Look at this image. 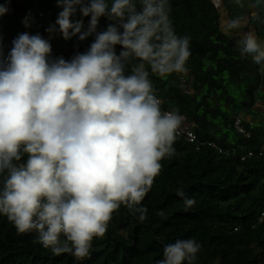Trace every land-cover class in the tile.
<instances>
[{"label":"clouds","instance_id":"9594fccd","mask_svg":"<svg viewBox=\"0 0 264 264\" xmlns=\"http://www.w3.org/2000/svg\"><path fill=\"white\" fill-rule=\"evenodd\" d=\"M56 2L62 10L46 34H19L7 55L0 38V215L18 235L35 233L33 244L82 261L121 207L141 223L147 219L143 201L162 161L174 154L183 121L178 110L162 109L150 72L186 73L190 37L176 34L169 0ZM77 10L90 17L87 26L73 22ZM6 12L0 5V16ZM101 18L111 22L104 31ZM245 19H230L228 29ZM54 37L65 52L73 37L94 39L66 60L53 57ZM236 47L264 75V40L248 32ZM176 194L185 210L196 203ZM200 249L194 238L166 243L158 264H196Z\"/></svg>","mask_w":264,"mask_h":264},{"label":"trees","instance_id":"16d2710c","mask_svg":"<svg viewBox=\"0 0 264 264\" xmlns=\"http://www.w3.org/2000/svg\"><path fill=\"white\" fill-rule=\"evenodd\" d=\"M169 3L172 26L177 35L190 37L191 55L188 71L182 73L184 79L182 74L160 77L150 72L162 109L185 115L195 124L199 142L210 141L254 155L241 160L204 144L198 148L199 143L177 136L174 154L162 161V172L143 201L148 208L143 223L121 207L114 213L106 235L93 241L90 255L81 261L68 254L53 255L33 244L35 233L18 235L14 225L0 215V264H158L164 244L188 238L201 245L196 264H264V219L260 221L264 155H258L264 152V112L255 108L258 102L264 103L261 66L239 55L236 42L240 37L223 29L219 5L214 0ZM0 5L7 8L0 16L5 55L19 34H46L62 10L56 0H0ZM254 10L259 19L252 16L248 27L253 26L264 39V5ZM39 12L50 18L39 17ZM72 19H83L87 26L90 17H83L77 10ZM109 23L101 18L98 31L106 30ZM93 39L73 37L68 42L81 44L78 51L84 52ZM61 46L57 43L52 49ZM76 52L66 51V60ZM240 115L249 116L253 122L243 121L248 138L234 127ZM178 190L196 203L185 210ZM160 210L167 213L166 218L155 214Z\"/></svg>","mask_w":264,"mask_h":264},{"label":"built area","instance_id":"2783aa9c","mask_svg":"<svg viewBox=\"0 0 264 264\" xmlns=\"http://www.w3.org/2000/svg\"><path fill=\"white\" fill-rule=\"evenodd\" d=\"M39 17L41 18H46L49 19L50 16L49 14H45L44 12H39ZM28 33V32H27ZM30 34V33H29ZM31 35V34H30ZM45 39H49V34L47 36H44ZM65 40V39H63ZM61 40H57L55 37L50 40L51 44L59 43ZM52 55L53 57H60L63 56L66 59V52L64 50H53L52 49ZM183 117L182 125L179 130V137L185 138L187 141L190 143H199L198 148L200 147L199 145H207L208 147H211L215 150H217L220 154H225V155H233L237 157H241V160H245L247 157H252L254 155L253 152H248V153H238L237 149H224L222 147H219L216 143L214 142H199L197 140L196 134H195V124L191 123L187 117L183 114H180ZM243 121L249 122V124H252V121L249 118H245L242 116L237 117L235 120L234 127L235 129L244 135L245 137H249V133L247 132L245 126L243 125ZM259 156H263L264 152H260L258 154ZM264 219V207L263 210L260 213V221Z\"/></svg>","mask_w":264,"mask_h":264},{"label":"rangeland","instance_id":"374dc122","mask_svg":"<svg viewBox=\"0 0 264 264\" xmlns=\"http://www.w3.org/2000/svg\"><path fill=\"white\" fill-rule=\"evenodd\" d=\"M214 1L219 5L218 8H219L220 15H221V25L226 32L230 33L232 36H238L240 38H242V36L245 33L251 32V33L255 34L259 39L264 40L261 36H259L257 34V32L253 26L248 27V21L252 17V13L256 12L254 10V8L249 7V5L251 4L250 0H240V4H237L236 0H225L226 6L224 5V2L222 0H214ZM240 5H243V6L241 7ZM240 15L246 17V19L242 22L241 27L239 29H236V30H229L228 29V21L230 19L235 18L236 16H240ZM67 46H68L69 50L75 51L74 50L75 48L73 45L67 44ZM76 51H78V50H76ZM185 76L186 75L183 74L182 78ZM187 89L190 90L189 86L187 87ZM255 108L264 112V103L258 102L255 105ZM248 118L251 119L249 116H248Z\"/></svg>","mask_w":264,"mask_h":264}]
</instances>
